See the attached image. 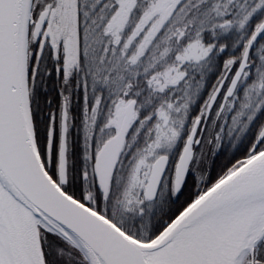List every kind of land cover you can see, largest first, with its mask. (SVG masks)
<instances>
[{
	"label": "snow or ice",
	"instance_id": "snow-or-ice-1",
	"mask_svg": "<svg viewBox=\"0 0 264 264\" xmlns=\"http://www.w3.org/2000/svg\"><path fill=\"white\" fill-rule=\"evenodd\" d=\"M0 264H264V0H0Z\"/></svg>",
	"mask_w": 264,
	"mask_h": 264
}]
</instances>
